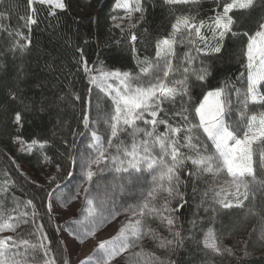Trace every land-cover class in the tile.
Segmentation results:
<instances>
[{
  "label": "trees",
  "instance_id": "obj_1",
  "mask_svg": "<svg viewBox=\"0 0 264 264\" xmlns=\"http://www.w3.org/2000/svg\"><path fill=\"white\" fill-rule=\"evenodd\" d=\"M63 2L65 8L56 9L50 15L53 11L50 5L36 2L32 5L35 11H32L28 0H0V212L4 219L11 215L10 222L18 225L15 232L5 231L0 236L11 235L17 241L28 240L32 244L40 243L41 238L47 236L43 243L47 246L48 256L43 250H29L25 264H44L46 259H54L55 264L67 261L61 229L76 224L87 213L80 208L71 219L58 224L52 217V205L67 206L74 201L91 199L96 211L124 220L147 198L153 186V173L117 172L110 159L99 166L92 165L95 175L91 180L79 173L77 159L80 156L95 159V153L88 147L93 131L108 147L110 129L104 118L113 108L111 98L90 83L91 73L84 71V65L90 69L102 67L128 72L133 78L140 76L142 65L139 62L155 61L157 40L169 35L178 16H192L197 23H208L210 18L223 11L229 0H197L196 3L175 5L166 4L165 0H141L143 12H133L128 22L122 19L128 15L127 11L116 8V0ZM230 14L235 21L232 32L212 44L213 47L220 46L218 53L198 55L193 49L202 44L198 40L195 46L189 43L187 34L183 42L175 45L173 64L177 69L182 68L186 52L192 50L197 59L188 75L187 95L160 105L163 111L159 118L167 120L173 127L184 129L189 124H198L195 107L208 91L223 89L229 110L227 123L238 136L243 135L247 117L253 113L252 104L247 108L243 104L248 75L245 55L248 36L244 33L252 35L264 23V0H255L250 9ZM29 16L35 20L30 28L26 26ZM18 32L23 38L17 35ZM133 33L137 37L135 41L130 40ZM192 39H195L194 35ZM25 43L27 47L21 50L19 45ZM201 68L207 70L203 80L197 79ZM182 78V71L174 72L169 83ZM148 79L144 77L142 82L147 83ZM259 91L264 94V84L259 86ZM182 108L187 109L183 113L188 117L187 121L175 115ZM242 112L244 116H241ZM17 113L21 116L19 124L15 120ZM85 114L89 117L87 128L84 126ZM138 127L146 126L138 122ZM157 131L164 132V126L159 125ZM185 134L184 131L178 133L181 143ZM196 134L200 136L203 154H212L211 141L202 131ZM143 138L142 134L137 136V140ZM33 140L38 143L30 150H21V142L28 149ZM120 141L130 145L132 138L122 132L113 144ZM255 148L256 179L264 181V171L259 165L264 143L258 142ZM182 151L193 154L188 149ZM116 154L114 146L109 149V156ZM154 154H158V149ZM120 167H127V163ZM193 171L195 168L190 161L179 170L182 200L161 192L156 201V207L160 208L163 201L169 199V207L176 209L172 213L175 223L171 231L158 218H144L147 227L173 243L160 247V239H153L151 234L144 235L129 250L142 252L141 257L135 258L137 264H264V241L257 237L258 231L264 230V187L254 185V198L250 196L243 207L224 209L215 202L213 192L208 191L213 184L212 176L190 175ZM225 179L226 175L221 176L216 183L222 184ZM117 181L119 186L112 189L108 186ZM98 187H106L110 193H100ZM120 189L127 192L119 194ZM110 199L116 205L104 209ZM29 200L32 206H26ZM180 205L182 207H178ZM22 212L28 215L20 216ZM25 220L27 223L23 222ZM209 228L214 230L220 253L203 244L204 233ZM15 251L24 253L25 249L21 246Z\"/></svg>",
  "mask_w": 264,
  "mask_h": 264
},
{
  "label": "snow or ice",
  "instance_id": "obj_2",
  "mask_svg": "<svg viewBox=\"0 0 264 264\" xmlns=\"http://www.w3.org/2000/svg\"><path fill=\"white\" fill-rule=\"evenodd\" d=\"M50 5L54 14L56 9L63 10L65 4L63 0H28L29 8L34 3ZM197 0H165L166 4H189L196 3ZM255 0H229L223 6V11L218 12L214 17L210 18L208 23L205 21L196 22L192 16H178L171 26V32L168 36L162 37L156 42L155 61H140V76L133 78L128 72L105 71L96 69L95 75H89V81L95 84L102 92L111 98L112 111L105 116L104 123L110 129L107 137L106 148L103 138L95 131L91 133V143L88 145L95 153V159L89 156L85 160L87 168L84 175L87 180H91L95 175L92 165L99 166L101 163L111 160L116 166V171L129 172L133 170L136 173L149 171L152 175V188L147 193V198L139 205L133 208L132 217L127 223L122 225L115 236L109 241H102L98 245L99 253L95 258V264H111V262L121 254L129 252L128 264H137L136 257H141L142 252H130L129 250L136 246L137 242L144 235L151 234L153 239H160V247H166L173 243L171 240L162 239L150 227L145 225L144 218H158L162 224L172 230L175 223L172 213L176 209L169 207L170 200L165 199L160 208L156 207V201L161 192L166 193L168 197H179L183 199V194L179 191L181 183L179 170L184 166L186 161H190L195 171L190 175L199 176L209 174L213 178V184L209 186L208 191L213 192L215 202L222 208L228 209L232 207H243L245 201L250 196L254 198V188L256 184L264 187V181H257L254 168V147L256 143H264V112L259 116L256 114L247 117V126L243 136H238L233 126L227 123L228 109L224 100V90L216 89L209 91L195 107V116L198 118V124H189L184 129L173 127L167 120L160 119L159 113L163 111L160 105L164 101H174L177 96L187 95V79L190 71H193L191 65L197 59L192 55V50L184 54L182 68L177 69L173 64L175 57V45L183 42L185 34H187L189 43L196 45L197 40L202 47H194V51L210 54L218 53L220 46H212V41H222L225 35L232 32L235 23L233 16L230 14L236 10H247L254 5ZM116 8L125 9L131 19L133 12H143L141 0H116ZM143 17L141 16V19ZM35 20L31 16L27 18L26 26L30 28ZM120 27V25H116ZM134 28L135 24H130ZM207 29L211 33V37L203 34V29ZM23 38L22 33H17ZM193 35L195 39H192ZM235 35V33H233ZM248 36L246 46L247 59V88L244 95L243 104L247 108L252 105H264V94L259 91V86L264 84V23L259 25L258 30ZM26 39V38H25ZM137 39L133 33L130 36L131 41ZM27 43H30L28 41ZM27 43L20 44L23 50L27 47ZM134 50V49H133ZM86 73H92V69L84 65ZM177 71H182L183 78L173 80L169 83V77ZM207 75L205 68L199 69L197 79L203 80ZM144 77H148L147 83L142 82ZM118 83H109V80ZM239 93V90H237ZM79 98V97H77ZM187 109L175 115H180L187 121L188 117L183 115ZM245 113H241L244 116ZM16 123L21 122L19 113L15 117ZM138 122H143L144 128L138 127ZM163 125L164 132H158V126ZM84 126H89V117L84 116ZM130 130V131H129ZM186 132L183 136V143L178 137V133ZM202 133L211 141L214 152L205 155L199 144L200 136L196 133ZM127 132L132 138V143L126 144L120 141L113 144L114 139H118L120 133ZM142 134L143 139L137 140V136ZM21 150H30L31 147L38 142L33 140L28 149L23 147ZM46 143V142H45ZM43 144H41V147ZM116 149V155H108L109 149ZM158 149V154H154ZM182 149H188L186 154ZM127 163V167L121 169L120 166ZM259 165L264 168V152L260 153ZM226 175L227 179L222 184L216 183L217 179ZM6 190V189H4ZM87 191V189L85 190ZM207 194V192L205 193ZM88 205V214L94 215L96 209L92 207L93 201L86 200ZM26 206H32V201H27ZM182 207V205L178 206ZM15 211V209H13ZM167 213V214H166ZM20 216H27V212H22ZM35 215V213H33ZM13 219L11 215L7 219L3 218L0 212V233L5 231L15 232L17 224L11 223ZM27 223V221H23ZM92 233H88L91 235ZM179 235V233H174ZM260 240L264 241V230L260 233ZM47 240V236L41 238L38 244H32L28 240L17 241L14 236H0V264H25L26 254L31 250H43L44 255L48 256V249L43 241ZM203 244L206 248L215 253H220L221 248L217 241L214 230L209 228L203 237ZM23 246L24 253L15 251ZM223 251L230 252V249ZM17 257H22L18 259ZM91 259V258H90ZM44 264H55L54 259H46ZM67 264V261H65ZM84 264V261L81 262Z\"/></svg>",
  "mask_w": 264,
  "mask_h": 264
},
{
  "label": "rangeland",
  "instance_id": "obj_3",
  "mask_svg": "<svg viewBox=\"0 0 264 264\" xmlns=\"http://www.w3.org/2000/svg\"><path fill=\"white\" fill-rule=\"evenodd\" d=\"M122 19L125 22L130 21L128 15H126ZM203 34L205 36L211 37V33L210 32L207 33L206 30L203 31ZM214 42L215 41H212V44ZM96 69H103L105 71H117V70H108L102 67H97V68H92L93 71L91 75L96 74L95 72ZM108 82L118 83V82H114L111 79ZM92 85L97 87L95 84H92ZM107 97L110 99L109 96ZM261 112H264V105H253L252 115L256 114L257 116H259ZM18 144L20 143L18 142L17 145ZM256 144L253 145L254 148L256 147ZM80 157L77 159V161L79 162V173H81L82 176L85 177L84 172L87 168V165L85 164L86 159H84L83 156H80ZM263 171H264V168H263ZM108 186L112 189L113 187L119 186V184H118V181L110 182ZM101 188L102 189L98 187V191L100 193H105L107 191L110 193L108 188L107 190H105L106 187H101ZM125 192L127 191L124 189H120L119 194H123ZM86 200L87 199H85L84 202L83 200L82 202L74 201L70 205H67V206H64V205H61V206L52 205L51 206L52 217L58 224H60V222L65 219L66 220L71 219L73 215L77 212V210L78 209L80 210V208L83 209V213H87L81 220L77 221L76 224H71L67 228L61 229V237H62L63 243L66 248V252H67L66 254L67 264H81L82 261H84V264H95V258L98 255H100L98 245L102 241L111 240V238L117 234V232L119 231L122 225L127 223L129 219H134L131 214L126 216V218L122 220L118 216L114 218L112 215L101 213L99 211H95V214L90 216L87 212L88 205L86 203ZM115 205L116 204L110 199V201H108V203L104 205V209H111ZM261 231L262 230L258 231L257 233L258 238L260 237ZM89 232L92 234L88 235ZM128 255H129V252H125L121 254L120 256L116 257L111 262V264H128Z\"/></svg>",
  "mask_w": 264,
  "mask_h": 264
}]
</instances>
